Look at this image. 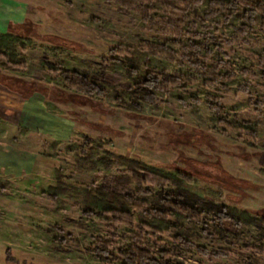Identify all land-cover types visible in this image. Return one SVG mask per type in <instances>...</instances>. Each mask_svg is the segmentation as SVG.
<instances>
[{"label": "rangeland", "instance_id": "374dc122", "mask_svg": "<svg viewBox=\"0 0 264 264\" xmlns=\"http://www.w3.org/2000/svg\"><path fill=\"white\" fill-rule=\"evenodd\" d=\"M13 1L26 5L19 8L27 11V18L12 34L27 40L25 48L18 49L19 58L26 62L27 68L7 71L0 67V73L6 71L22 80L35 81L46 89L55 87L58 92L68 94L69 101L51 99L50 90L48 95L35 93L28 100L16 96L5 98L0 88V180L7 183L0 189V264H102L87 252L94 238L113 242L118 247L132 243L128 232L139 235L135 228L114 223L109 216L81 217L80 208L70 196L52 201L43 194L49 185L55 184L58 167L64 169L68 182L75 185H97L104 175L111 173L102 168L76 167L75 152L84 136L103 140L106 149L114 154L181 172L199 187L221 192L214 197L219 202L239 209L264 210V149L252 148L238 139L242 135L238 129H227L228 136L222 134L224 126L216 123L213 114L203 105L186 109L179 102L180 98L192 97L203 102L210 94L218 97L217 103L229 117L252 116L254 108L237 85L247 83L262 96L264 89L259 87L258 77L238 73L227 82L229 90L223 91L204 87L195 73L184 68L180 76L187 86H173L160 94L157 106H145L142 114L119 109L109 99L82 98L50 79L46 72L35 77L41 55L56 47L49 37L69 41V46H60L56 51L57 58L52 53L50 56L66 68L93 70L94 61L118 45L143 58L147 52L142 45L144 23L137 14L138 9L127 16L113 0ZM153 1V15L185 19L183 10L187 0ZM204 7L205 4L199 5L197 9L202 11ZM219 18L208 20L209 28L198 26L197 29L213 31V20ZM189 19H185L184 26ZM237 24L238 20L232 17L215 30L216 34L221 39H231L230 44H223V49L233 68L237 71L247 68L256 74L258 56L264 52V30L256 27L249 35L235 39L231 33ZM150 58L170 64L166 57ZM9 105L14 106L15 112L3 110ZM259 135L264 138V130ZM222 171L248 180L255 187L228 186ZM81 222L85 228L79 227ZM55 225L62 228L63 234L79 241V246L56 253L52 248V234L47 232ZM242 235L247 238V245L242 241L232 245L225 239L198 242L209 248H230L231 255L227 258L204 257L195 250H180V255L169 258L182 264H264V250H253L258 247L254 230H246ZM140 240L141 243L148 241L154 250L157 248L153 243L157 241L166 246L172 244L169 233H161L156 238L141 235Z\"/></svg>", "mask_w": 264, "mask_h": 264}, {"label": "trees", "instance_id": "16d2710c", "mask_svg": "<svg viewBox=\"0 0 264 264\" xmlns=\"http://www.w3.org/2000/svg\"><path fill=\"white\" fill-rule=\"evenodd\" d=\"M113 1L127 16L138 9L137 14L144 23L142 45L146 56L141 58L139 53L123 50L118 45L95 60L93 70L66 68L61 62L51 60L50 56L52 53L57 58L56 51L60 46H69V41L53 36L49 39L56 47L41 55L35 77L46 72L50 79L82 98L109 99L117 108L134 114H142L145 106L156 107L160 94L167 93L173 86L185 88L187 82L180 76V70L184 68L195 73L204 87L229 90L227 82L240 73L258 77L259 87L264 89V52L258 56V73L247 68L237 71L223 49V44H230L231 39H221L215 31L232 17L238 20V24L232 27V38L245 37L256 27L264 30V0H187L183 12L185 19H190L186 26L185 19L179 21L153 15V0ZM5 2L26 7L24 3L13 0ZM204 4L202 11L197 9ZM128 5L133 8H128ZM217 16L220 18L213 20V31L197 29L198 26L209 28L207 21ZM26 43L22 35L0 33V67L7 71L26 69V62L18 54V49L23 50ZM150 57H166L170 64L153 61ZM0 82L25 98L34 93L48 95L50 90L53 92L51 99L69 101L68 94L58 92L55 87L46 89L35 81L31 83L0 74ZM237 89L247 95V102L254 108L252 116L229 117L217 103L218 97L210 94L203 102L198 97L180 98L179 102L186 109L203 105L213 114L216 123L224 126L222 134L228 136L227 129H238L242 132L238 139L252 148L264 149V138L259 135L264 130V95L260 96L247 83H238ZM74 162L78 169L102 168L111 173L104 175L97 185H75L68 182L64 169L58 167L55 184L49 185L43 194L52 201L70 196L73 204L80 208L81 217L109 216L114 223H125L139 233L128 232L132 243L118 247L113 242L94 238V244L87 252L102 264H182L169 258L180 255V250H195L199 255L213 259L227 258L231 255L230 248H209L198 242L225 239L232 245L241 241L247 245L242 232L250 229L254 230V238L258 242V247L253 250H264V210L239 209L219 202L214 197L220 196L221 192L199 187L195 180L181 172L163 170L134 157L114 154L100 139L84 136L76 149ZM222 173L228 186L255 187L248 180ZM6 184L0 180V189H4ZM79 227L86 226L81 222ZM47 232L52 234V248L56 253L79 246V241L63 234L57 225L48 228ZM161 233L171 235L170 246L157 241L153 243L157 248L154 250L148 241L141 243V235L156 238ZM6 251L10 249L7 247Z\"/></svg>", "mask_w": 264, "mask_h": 264}, {"label": "crops", "instance_id": "0c3cea01", "mask_svg": "<svg viewBox=\"0 0 264 264\" xmlns=\"http://www.w3.org/2000/svg\"><path fill=\"white\" fill-rule=\"evenodd\" d=\"M26 13H27L26 10L19 8L17 6L14 7L12 4L5 2L4 0H1L0 2V33H3V34L15 33V31H17L20 28V26L25 22L27 18ZM0 74L14 76L6 71H1ZM0 88L3 91L5 98H14L16 96L18 99L28 100L30 97H32L35 94L34 93L30 97L25 98L20 93L9 89L7 86L2 84L1 82H0ZM3 110H6L10 113L15 112L13 105H9L7 108L4 107Z\"/></svg>", "mask_w": 264, "mask_h": 264}]
</instances>
